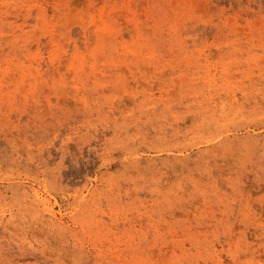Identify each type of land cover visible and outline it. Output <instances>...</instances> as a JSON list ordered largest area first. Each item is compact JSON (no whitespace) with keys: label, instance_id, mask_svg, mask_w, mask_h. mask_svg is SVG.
I'll return each instance as SVG.
<instances>
[{"label":"rangeland","instance_id":"1","mask_svg":"<svg viewBox=\"0 0 264 264\" xmlns=\"http://www.w3.org/2000/svg\"><path fill=\"white\" fill-rule=\"evenodd\" d=\"M0 264H264V0H0Z\"/></svg>","mask_w":264,"mask_h":264}]
</instances>
